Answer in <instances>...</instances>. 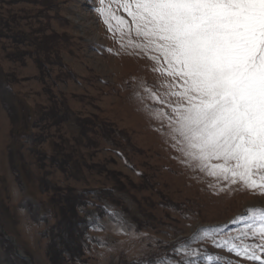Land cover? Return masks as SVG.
<instances>
[{
	"label": "rangeland",
	"instance_id": "obj_1",
	"mask_svg": "<svg viewBox=\"0 0 264 264\" xmlns=\"http://www.w3.org/2000/svg\"><path fill=\"white\" fill-rule=\"evenodd\" d=\"M98 3L0 0V230L32 264H134L203 224L239 235L230 221L264 207V194L181 162L144 107V89L168 81L151 53L121 48ZM71 205L84 220L73 229ZM105 205L131 229L117 231ZM70 234L82 248L73 258L76 245L60 244ZM29 262L0 231V264Z\"/></svg>",
	"mask_w": 264,
	"mask_h": 264
},
{
	"label": "snow or ice",
	"instance_id": "obj_2",
	"mask_svg": "<svg viewBox=\"0 0 264 264\" xmlns=\"http://www.w3.org/2000/svg\"><path fill=\"white\" fill-rule=\"evenodd\" d=\"M94 10L121 48L151 53L152 71L168 81L144 89V107L181 162L264 194V0H99ZM103 207L117 231L131 229ZM247 213L230 221L242 223L239 235L203 224L134 264H264V207ZM93 226L104 227L99 217Z\"/></svg>",
	"mask_w": 264,
	"mask_h": 264
},
{
	"label": "trees",
	"instance_id": "obj_3",
	"mask_svg": "<svg viewBox=\"0 0 264 264\" xmlns=\"http://www.w3.org/2000/svg\"><path fill=\"white\" fill-rule=\"evenodd\" d=\"M66 199H68V197L66 196ZM63 208V207H61ZM64 209V208H63ZM69 210V209H68ZM70 218L66 216V214H64V218L67 219V223H66V226L71 229H73V226L74 228L79 226V225H82L84 220H79V218H77V215L75 214V208L74 206L71 205V209H70ZM241 215V214H239ZM59 225L60 224V221L57 223ZM56 226V225H55ZM54 227V226H53ZM228 227V226H227ZM80 238L79 237H74L73 234H70V237H67V238H64V237H61V246L62 245H67V244H73V245H76V248L72 249L71 250V253L69 252H66L67 255L70 257V258H73L75 255H78L82 252V248H81V243H80ZM57 245V242H56V239L55 238H51V243L49 244V248H52L54 246ZM64 253L63 250H60V253H59V258L62 257V254ZM63 258V257H62Z\"/></svg>",
	"mask_w": 264,
	"mask_h": 264
},
{
	"label": "water",
	"instance_id": "obj_4",
	"mask_svg": "<svg viewBox=\"0 0 264 264\" xmlns=\"http://www.w3.org/2000/svg\"><path fill=\"white\" fill-rule=\"evenodd\" d=\"M2 231H3L4 234H5L8 238H10V240L13 242V238H12L11 236H9L4 230H2ZM14 247H15V251H16V253L19 252L18 249H17V247H16V245H14ZM19 254H20V252H19ZM20 255H21V254H20ZM25 258L28 259V257H25ZM28 260H29V259H28ZM29 264H32V263L29 262Z\"/></svg>",
	"mask_w": 264,
	"mask_h": 264
}]
</instances>
